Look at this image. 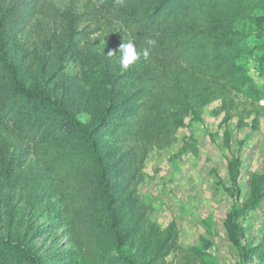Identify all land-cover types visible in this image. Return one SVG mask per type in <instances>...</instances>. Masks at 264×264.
Returning a JSON list of instances; mask_svg holds the SVG:
<instances>
[{
    "label": "rangeland",
    "instance_id": "rangeland-1",
    "mask_svg": "<svg viewBox=\"0 0 264 264\" xmlns=\"http://www.w3.org/2000/svg\"><path fill=\"white\" fill-rule=\"evenodd\" d=\"M1 1L31 7V0ZM36 2L35 20L7 53L24 87L38 97H49L63 114L88 127L99 124L110 106L135 105L134 94L141 86L130 71L140 64V57L127 70L119 66L115 41L126 37L125 28L114 21L112 12L95 0ZM72 6L78 13L94 9L99 31L82 56L41 50L32 67L29 53L41 41L53 43L54 36L61 35L63 15ZM262 17L264 10L258 9L234 25L247 47L237 63L258 88L264 87V24L257 21ZM133 43L139 52L140 45ZM220 86H205L207 94L214 93L199 110L198 121L187 117L179 128L168 121L163 145L156 144L146 154L135 137L99 136L128 237L126 254L138 264H239L241 256L225 225L233 211L242 244L256 253L253 263L244 264H264V101L254 105L237 95L234 111L226 112ZM39 109H29L28 114ZM62 117H52L50 128L57 129ZM17 122L0 125V238L24 244L44 264H79L89 250L77 238L71 210L46 165L33 148L14 146ZM168 142L172 144L165 146ZM186 142L197 154L185 148ZM97 211L108 226L101 207Z\"/></svg>",
    "mask_w": 264,
    "mask_h": 264
},
{
    "label": "trees",
    "instance_id": "trees-1",
    "mask_svg": "<svg viewBox=\"0 0 264 264\" xmlns=\"http://www.w3.org/2000/svg\"><path fill=\"white\" fill-rule=\"evenodd\" d=\"M95 1L111 11L114 21L125 28L126 37L116 39L115 51L128 41L140 45V64L130 71L134 83L141 86L134 94L137 103L110 106L99 124L88 127L70 114H63V109L49 97H38L26 89L20 71L7 53L10 44L17 43L19 34L25 36L27 26L35 20L37 2L31 0V7H21L1 1L0 125L19 121L13 131L14 146L33 148L36 158L46 165L58 184L77 227V238L90 253L78 263L138 264L126 254L128 237L122 228L113 176L101 152L99 136L135 137L146 154L156 144L163 145L161 136L166 133L168 121L179 128L187 117L197 120L199 110L214 93L207 94L206 85H221L218 92L221 91L226 112L234 111L237 95L254 105L264 101V87L254 86L252 78L237 63L247 47L243 43L245 36L234 28L249 12L264 10V0ZM78 12L77 6L68 8L61 35L54 36L53 43L43 40L34 46L35 50L29 53L32 67L41 50L82 56L101 24L94 9ZM257 21L264 24V17ZM149 40L154 43L149 45ZM145 48L149 50L147 60L142 55ZM37 106L40 109L29 115V109ZM58 113L63 120L53 130L49 125ZM185 148L197 154L193 144L186 142ZM230 175L235 178L232 166ZM98 207L108 219L106 227L99 218ZM234 215V211L228 215L225 225L241 256L239 264L253 263L256 253L242 244ZM0 264L44 263L24 244L0 238Z\"/></svg>",
    "mask_w": 264,
    "mask_h": 264
},
{
    "label": "clouds",
    "instance_id": "clouds-1",
    "mask_svg": "<svg viewBox=\"0 0 264 264\" xmlns=\"http://www.w3.org/2000/svg\"><path fill=\"white\" fill-rule=\"evenodd\" d=\"M154 41L149 40L148 44H153ZM116 54L115 52H109L107 55L111 56ZM141 53L137 51L135 44L132 41H128L127 43H123L119 49V66L127 70L130 66H132L139 59ZM142 55L145 60L149 58V50L147 48L143 49Z\"/></svg>",
    "mask_w": 264,
    "mask_h": 264
}]
</instances>
